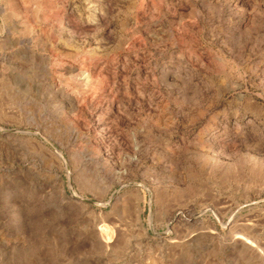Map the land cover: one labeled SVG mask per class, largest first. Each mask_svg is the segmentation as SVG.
I'll list each match as a JSON object with an SVG mask.
<instances>
[{"label":"rangeland","instance_id":"obj_1","mask_svg":"<svg viewBox=\"0 0 264 264\" xmlns=\"http://www.w3.org/2000/svg\"><path fill=\"white\" fill-rule=\"evenodd\" d=\"M0 264H264V0H0Z\"/></svg>","mask_w":264,"mask_h":264}]
</instances>
